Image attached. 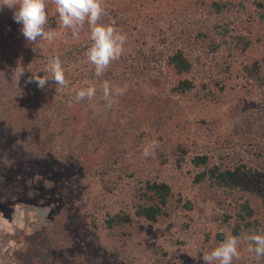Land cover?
Returning a JSON list of instances; mask_svg holds the SVG:
<instances>
[{"label":"rangeland","instance_id":"rangeland-1","mask_svg":"<svg viewBox=\"0 0 264 264\" xmlns=\"http://www.w3.org/2000/svg\"><path fill=\"white\" fill-rule=\"evenodd\" d=\"M214 1L227 8L216 13ZM256 2L159 0L131 14L107 3L90 34L72 41L66 28L81 7L65 1L44 12L31 48L11 37L0 51V264H264L257 231H231L246 199L264 217V84L245 69L256 63L264 74ZM176 46L191 62L180 77L167 63ZM181 79L195 88L177 92ZM31 125L37 135L13 138ZM196 156L242 173L221 205V190L197 181L205 167ZM145 181L173 194L155 223L135 214ZM116 216L130 222L109 229Z\"/></svg>","mask_w":264,"mask_h":264},{"label":"trees","instance_id":"trees-1","mask_svg":"<svg viewBox=\"0 0 264 264\" xmlns=\"http://www.w3.org/2000/svg\"><path fill=\"white\" fill-rule=\"evenodd\" d=\"M65 1L74 3L75 6L78 8L81 7V13H82V19L78 22H70L67 26V32L69 36L71 37L72 41L79 40L82 36L85 34H90V32L93 30L92 28H95L92 22L95 19V17L104 16L102 13H106V10H104L105 4H113V7L116 9L122 10L124 14H131L136 10L141 11V7H156L160 6L159 0H6V1H0V26L10 24L9 27L10 31L7 28H0V51L3 49H7L11 47V37L12 36H20L19 42L21 45L25 47H30L31 44L38 41L40 38V33L36 31V25L38 22L42 19V16L44 12L49 11V7L53 8L55 7H64ZM154 4V5H152ZM102 5V6H100ZM210 7L216 12L221 13L225 8H227V3L222 1H214L212 4H210ZM256 7L260 10L259 12V19L262 23H264V0H257ZM144 10V9H143ZM139 11V12H140ZM101 12V13H100ZM30 28H25L26 26ZM20 29V30H19ZM35 30V31H34ZM26 33H30L32 38L27 39ZM200 37H205V34L200 33ZM249 41L246 40L244 37H239L238 41L236 43V48H239L241 50H245L248 46ZM169 56L167 58L168 66H170L171 70L173 71V74H175L177 77H180L182 75H187L191 71V62L188 58V56L184 53L182 47L172 48L168 52ZM98 56L105 57V53H100ZM11 59V57H10ZM10 59H7V62L10 63ZM8 71L12 70V67L7 64ZM246 70H248L250 73H252V82L253 85L256 84L257 87H261L264 84V74L259 71L258 65L256 63H253L250 67H246ZM228 71L227 67L219 72H226ZM130 74L135 75L136 72H132ZM92 79H94L93 76H91ZM45 82V81H44ZM37 84L36 81L31 83L32 85ZM29 86V84H28ZM192 88H195L192 81H189L187 79H181L177 81V85L175 90L179 93L188 92V90H191ZM206 86L202 84L198 91L204 92ZM22 91L27 93L28 88L20 87ZM32 89V88H31ZM35 91L34 89H32ZM37 92V91H36ZM83 92H80L79 94H75V97H73V102H70L72 100V97H69L66 95V97L63 98L64 101L74 103V105L77 104L79 98L86 97L82 94ZM90 97H87V105L90 104L91 101L89 100L92 98V100L95 98V95L92 96V94H89ZM73 96V94H72ZM28 103L33 100L32 97H29ZM86 100V99H85ZM19 121V119H18ZM65 121V120H64ZM31 124V123H30ZM35 126L31 125V127L24 129V128H16L14 129L13 138L15 139L17 136L21 137H27L28 134L37 135V131H34ZM25 153L34 154L35 150L32 146V148L28 147L24 149ZM260 151V150H259ZM48 151H46L47 153ZM60 155V154H59ZM260 156V155H259ZM16 152L15 154L11 155L9 158V162L5 161L4 165H11L16 159ZM194 166H204L205 169L200 174L197 175V181H203L207 180L208 182L212 183L214 187H216V190H221L219 194H215L216 197L219 199L217 204H222V199L224 194L226 192L224 190L228 189V194L231 195V192L234 190L232 187L234 186L235 181L234 178H238L240 170L237 171H230V170H224L220 171V167L222 168V165L219 166L213 165L211 167H207V157L206 156H196L192 159ZM264 165V160H263ZM242 168H245L242 166ZM242 170V169H241ZM256 170H253V172ZM253 172L248 169L247 174L252 175ZM244 176V175H243ZM46 182V181H45ZM50 187V186H48ZM235 187V186H234ZM29 196L35 197V191L30 190ZM235 193V191L233 192ZM138 202H141L140 204L136 206L135 214L139 217L145 218L146 220L155 223L158 220V217L161 215L166 214L165 207L167 203L169 202V199L172 197V193L170 191V187L166 183H157V182H151V181H145L144 188L139 190L138 192ZM217 199V200H218ZM221 199V200H220ZM262 202L264 203V193L261 195ZM216 200V201H217ZM44 203V201H41ZM220 204V205H221ZM237 225L231 230L232 234L234 236H238L241 234V230L238 228L239 226L243 225L246 228H248L247 236L253 235V231H257L258 234H255L256 243L253 244V250L254 251H261V256H263L264 252V217L258 218L256 216L258 212L256 211L255 207L249 206V201L246 199L243 204L237 205ZM60 216V215H58ZM56 216V217H58ZM224 223L228 221V218H222ZM251 219H253L251 221ZM114 222L112 220L108 222V228L114 229L117 224L127 226V224L130 222V219L128 216H116L113 217ZM238 223L240 225H238ZM252 229V230H251ZM222 236V235H221ZM222 240L223 238H219Z\"/></svg>","mask_w":264,"mask_h":264}]
</instances>
